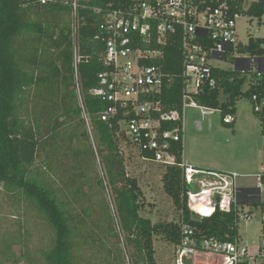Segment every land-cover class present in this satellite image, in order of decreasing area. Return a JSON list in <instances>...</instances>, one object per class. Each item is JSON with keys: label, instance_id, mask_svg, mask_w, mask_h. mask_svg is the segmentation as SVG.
<instances>
[{"label": "trees", "instance_id": "trees-1", "mask_svg": "<svg viewBox=\"0 0 264 264\" xmlns=\"http://www.w3.org/2000/svg\"><path fill=\"white\" fill-rule=\"evenodd\" d=\"M82 1L87 6L76 19V67L69 5L0 0V185L10 205H19L21 211L16 213L18 228L6 232L7 239L0 243V263L128 264L122 238L132 264H157L155 236L178 246L182 219L200 237L235 238V210L217 207L211 215L200 216L189 209L187 183L178 164L183 161L182 141L173 143L177 164H162L164 190L180 212L178 221L154 223L142 215L145 194L139 179L128 173L120 146L123 140L130 143L119 124L122 116L101 120L106 103L91 93L100 86L98 74L105 69L100 29L104 12L97 9H106L111 0ZM238 10L264 16L263 2ZM236 51L264 56V36L240 42ZM183 60L175 35L160 62L171 75L156 96L164 111L183 110ZM214 75L216 87L203 83L191 100L219 110L223 122L234 126L237 101L264 93V74L216 68ZM227 115L235 121L225 122ZM164 127L175 128L177 123ZM139 152L151 158L149 151ZM95 201L104 209L100 218H93Z\"/></svg>", "mask_w": 264, "mask_h": 264}, {"label": "built area", "instance_id": "built-area-1", "mask_svg": "<svg viewBox=\"0 0 264 264\" xmlns=\"http://www.w3.org/2000/svg\"><path fill=\"white\" fill-rule=\"evenodd\" d=\"M41 5L60 2L69 5L74 18V59L78 63V18L79 11L86 7L82 0H22ZM264 0H111L104 12L100 29L103 31L104 49L101 61L105 67L99 72L100 86L91 93L106 103L99 112L101 120L108 121L118 116L119 124L132 145L140 151L151 153L145 160L163 165L177 164L173 143L184 139L185 109L199 108L203 116L214 114L217 109L201 106L191 95L197 93L203 83L216 87L214 61H226L228 55L235 69L242 72L264 74V56L251 57L239 54L237 20L243 16L238 9L247 10L253 3ZM179 35L184 55L183 77L185 79L183 110L164 111L157 95H160L165 80L171 75L165 72L160 62L164 58L168 41ZM154 61V62H152ZM256 66V69L253 68ZM251 77V76H250ZM190 99V100H189ZM255 114L264 130V93H253L250 100ZM219 111V110H218ZM224 121H235L227 115ZM177 123L175 128L164 125ZM184 171L187 183V204L197 215L209 216L217 207L222 211L235 210L238 224L249 220L250 211L243 206H261L262 229L256 246L244 245L239 237L224 241L214 237H200L196 229L181 221V242L177 252V264H264V172L254 175L256 184L247 187L245 202L239 200L237 172L208 171L178 163ZM205 175L209 179L198 178ZM197 183L202 186L197 190ZM227 193V194H225ZM216 198L213 202L212 197ZM204 200L211 202L209 207ZM209 208L208 215L203 208Z\"/></svg>", "mask_w": 264, "mask_h": 264}, {"label": "rangeland", "instance_id": "rangeland-1", "mask_svg": "<svg viewBox=\"0 0 264 264\" xmlns=\"http://www.w3.org/2000/svg\"><path fill=\"white\" fill-rule=\"evenodd\" d=\"M237 24L238 39L242 43H248L251 37L264 36V16L259 19L243 15L237 20ZM213 64L221 68L235 69V63L230 60V55L226 61H214ZM253 68L256 69V66ZM250 74L252 72H249ZM222 99L224 100L225 97ZM235 116L234 126H230L223 122L222 114L218 110L214 114L203 116L199 108L187 107L183 134V159L186 164L203 170L237 172L242 175L237 181L240 188L253 187L256 184L254 175L264 172L262 122L255 114L250 99L247 97H242L237 101ZM198 123H201L200 127ZM120 146L125 156L128 173L139 179L145 194L146 206L142 210V215L150 218L154 223L178 221L180 212L176 209L172 197L164 190L163 165L143 159L139 149L125 140L121 141ZM196 177L205 178L207 176L196 175ZM195 185L197 187V183ZM198 186L200 188L201 185L198 184ZM244 197H239L241 202ZM262 199L264 201V191ZM212 200L216 202L214 196ZM210 204L211 202H209ZM93 206V218L102 217L104 209L99 202H93ZM243 208L250 211L251 216L249 220L241 219L238 235L244 245L253 247L257 245L262 229L261 206L246 204ZM17 212H21L20 206L10 205L8 196L3 186L0 185V243L7 239L4 235L6 232L12 228V230L18 228L15 224ZM39 234L43 237L41 233ZM110 239L114 241V238ZM120 241L124 248L126 261L128 264H132L131 256L126 254L129 250L127 251V247H125V240L121 238ZM154 247L157 264H177V245L167 242L161 236H155ZM13 248L20 252V245H15ZM200 261H197V264H201Z\"/></svg>", "mask_w": 264, "mask_h": 264}, {"label": "crops", "instance_id": "crops-1", "mask_svg": "<svg viewBox=\"0 0 264 264\" xmlns=\"http://www.w3.org/2000/svg\"><path fill=\"white\" fill-rule=\"evenodd\" d=\"M237 70H239V69H237ZM241 71V70H240ZM193 108H195V107H193ZM199 124V127L201 126V123H198ZM183 134H184V131H183ZM195 167V166H194ZM208 178V177H207ZM202 188V186H200V188H199V186L197 187V190H200ZM246 188L247 187H244V189L243 190H241L240 191V193L243 191L244 192V194L246 193L247 194V190H246ZM240 189V188H239ZM246 196V195H245ZM240 197V196H239ZM240 200V199H239ZM246 200H245V198H244V200H243V202H245ZM242 202V203H243Z\"/></svg>", "mask_w": 264, "mask_h": 264}, {"label": "bare ground", "instance_id": "bare-ground-1", "mask_svg": "<svg viewBox=\"0 0 264 264\" xmlns=\"http://www.w3.org/2000/svg\"><path fill=\"white\" fill-rule=\"evenodd\" d=\"M204 205H206V207H208L209 202H207L206 200H204ZM206 207L203 208V211H204V214L205 215H207L208 212H209V208H206Z\"/></svg>", "mask_w": 264, "mask_h": 264}, {"label": "flooded vegetation", "instance_id": "flooded-vegetation-1", "mask_svg": "<svg viewBox=\"0 0 264 264\" xmlns=\"http://www.w3.org/2000/svg\"><path fill=\"white\" fill-rule=\"evenodd\" d=\"M238 194H239V196H242V197L246 195V193L244 194V192H243V191H242L241 193H240V191H239V193H238Z\"/></svg>", "mask_w": 264, "mask_h": 264}, {"label": "water", "instance_id": "water-1", "mask_svg": "<svg viewBox=\"0 0 264 264\" xmlns=\"http://www.w3.org/2000/svg\"><path fill=\"white\" fill-rule=\"evenodd\" d=\"M244 188H240L239 190L241 191V190H243Z\"/></svg>", "mask_w": 264, "mask_h": 264}]
</instances>
